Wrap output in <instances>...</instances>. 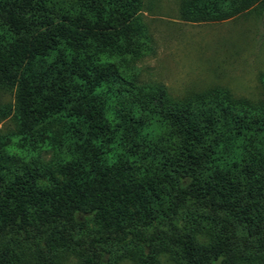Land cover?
<instances>
[{"label":"trees","instance_id":"trees-1","mask_svg":"<svg viewBox=\"0 0 264 264\" xmlns=\"http://www.w3.org/2000/svg\"><path fill=\"white\" fill-rule=\"evenodd\" d=\"M142 2L0 0V264H264V78L257 100L134 84L113 60L149 52ZM254 9L179 0L190 23Z\"/></svg>","mask_w":264,"mask_h":264},{"label":"rangeland","instance_id":"rangeland-1","mask_svg":"<svg viewBox=\"0 0 264 264\" xmlns=\"http://www.w3.org/2000/svg\"><path fill=\"white\" fill-rule=\"evenodd\" d=\"M150 36L149 52L128 67L113 62L119 73L136 85H162L173 99L210 89H223L232 96L257 100L264 78V16L249 10L230 19L190 23L179 17V0H143L140 12ZM12 92L0 93V103H13ZM13 129L9 119L0 133ZM8 152L20 155L12 144ZM38 157L48 161L44 145ZM72 258L59 264H75ZM161 264H174L166 255ZM119 264H133L122 261Z\"/></svg>","mask_w":264,"mask_h":264}]
</instances>
